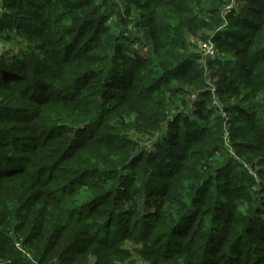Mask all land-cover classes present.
<instances>
[{
    "label": "trees",
    "instance_id": "trees-1",
    "mask_svg": "<svg viewBox=\"0 0 264 264\" xmlns=\"http://www.w3.org/2000/svg\"><path fill=\"white\" fill-rule=\"evenodd\" d=\"M1 31L0 264H264V0H0Z\"/></svg>",
    "mask_w": 264,
    "mask_h": 264
},
{
    "label": "rangeland",
    "instance_id": "rangeland-1",
    "mask_svg": "<svg viewBox=\"0 0 264 264\" xmlns=\"http://www.w3.org/2000/svg\"><path fill=\"white\" fill-rule=\"evenodd\" d=\"M122 8L125 9V8H129L131 10V13H125V15L128 17V19H134L137 17V10L135 9L134 6H129L127 3L124 2V4L122 3ZM134 26H130L129 27V31L127 32V34H138L140 35V42L143 41L144 43H146V45H144L142 42L140 43L141 44V47H142V50H144L145 47H147V50L150 51L151 48H152V45H151V39H150V36L147 34H145V31H144V28H140L138 27L137 23H136V20H134ZM1 38H0V53H2L3 51H8V52H11L12 50L15 51L13 49V46H14V40L11 39V41L9 39H3L4 37V34H6V31H1ZM123 37H124V32L122 33ZM16 47H18L16 45ZM130 51V50H129ZM129 242H125L123 244V246H127ZM135 246H139V245H132V248L130 249L131 250V253H132V256L135 257V260H137V264H147V260L145 258H143L142 256H140L138 253L135 252L134 250V247ZM140 247V246H139ZM89 259H92V257H90Z\"/></svg>",
    "mask_w": 264,
    "mask_h": 264
},
{
    "label": "built area",
    "instance_id": "built-area-1",
    "mask_svg": "<svg viewBox=\"0 0 264 264\" xmlns=\"http://www.w3.org/2000/svg\"><path fill=\"white\" fill-rule=\"evenodd\" d=\"M198 47H199V51L202 53V55L207 57V58H214L218 54V51L215 47V44L211 41L200 42ZM53 264H56V263H53Z\"/></svg>",
    "mask_w": 264,
    "mask_h": 264
}]
</instances>
